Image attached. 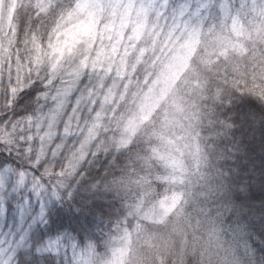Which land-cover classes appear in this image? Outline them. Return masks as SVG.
<instances>
[{
    "label": "clouds",
    "instance_id": "1",
    "mask_svg": "<svg viewBox=\"0 0 264 264\" xmlns=\"http://www.w3.org/2000/svg\"><path fill=\"white\" fill-rule=\"evenodd\" d=\"M0 264H264V0H0Z\"/></svg>",
    "mask_w": 264,
    "mask_h": 264
}]
</instances>
